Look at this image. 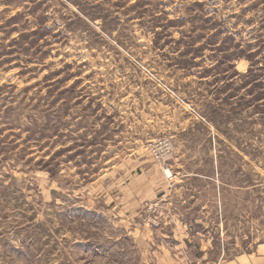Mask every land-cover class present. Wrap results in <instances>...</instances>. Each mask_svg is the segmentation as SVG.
Masks as SVG:
<instances>
[{"label":"rangeland","instance_id":"obj_1","mask_svg":"<svg viewBox=\"0 0 264 264\" xmlns=\"http://www.w3.org/2000/svg\"><path fill=\"white\" fill-rule=\"evenodd\" d=\"M0 264H264V0H0Z\"/></svg>","mask_w":264,"mask_h":264},{"label":"built area","instance_id":"obj_2","mask_svg":"<svg viewBox=\"0 0 264 264\" xmlns=\"http://www.w3.org/2000/svg\"><path fill=\"white\" fill-rule=\"evenodd\" d=\"M160 150H164V151H166V152H170V150H171V146L168 144V143H166V142H163L161 145H160V148H159Z\"/></svg>","mask_w":264,"mask_h":264},{"label":"trees","instance_id":"obj_3","mask_svg":"<svg viewBox=\"0 0 264 264\" xmlns=\"http://www.w3.org/2000/svg\"><path fill=\"white\" fill-rule=\"evenodd\" d=\"M249 62L251 63V61H250V60H249ZM251 71H252V66L250 65V67H249V69H248L247 73L245 74V77H248V76H250V75H251Z\"/></svg>","mask_w":264,"mask_h":264}]
</instances>
